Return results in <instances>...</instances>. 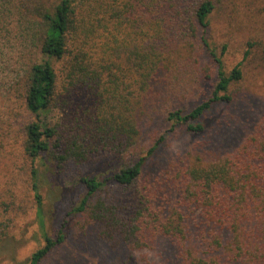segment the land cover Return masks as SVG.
Returning <instances> with one entry per match:
<instances>
[{
    "label": "trees",
    "instance_id": "trees-1",
    "mask_svg": "<svg viewBox=\"0 0 264 264\" xmlns=\"http://www.w3.org/2000/svg\"><path fill=\"white\" fill-rule=\"evenodd\" d=\"M138 1L142 0L17 1L20 13L36 23L34 45L39 55L16 86L20 107L39 116L56 104L62 89L76 87L86 91L92 104L70 124L50 126L37 119L14 131L12 162L21 167L2 193L8 200H1L5 214L0 220V242L8 237L15 218L28 211L31 198L16 187L23 172L43 239L28 264H39L66 240L62 230L55 236L45 230L42 165L84 185L69 214L85 215L96 240L110 250L148 248L153 240L167 238L180 250L175 262L264 264V113L253 132L228 150L243 127L241 118L254 110L241 84L249 50L230 70L224 68L226 44L217 54L208 38L210 16L220 0H156L151 20L149 14L137 13ZM181 47L186 48L187 58H174ZM206 56L214 67L198 65ZM259 59L264 61V46L257 58L260 63ZM190 65L214 79L210 94L187 110L175 106L176 96H162V90L173 69ZM220 105H224L221 111L209 116ZM158 115L192 134H203L200 148L225 151L206 164H189L185 153L166 169L167 181L178 193V206L198 212L194 243L198 248L188 258L180 244L186 240L185 230L172 220L165 202L153 206L160 190L143 183L150 181L144 175L147 158L162 137L135 162L107 176L85 173L107 154L126 153L139 137L140 124ZM18 158L22 160L17 162ZM80 228L86 235L85 226Z\"/></svg>",
    "mask_w": 264,
    "mask_h": 264
},
{
    "label": "rangeland",
    "instance_id": "rangeland-1",
    "mask_svg": "<svg viewBox=\"0 0 264 264\" xmlns=\"http://www.w3.org/2000/svg\"><path fill=\"white\" fill-rule=\"evenodd\" d=\"M17 1L0 0V220L5 214L1 200H8V197L2 193L8 188L12 174H17L19 166L18 163L12 162L14 146L10 138L14 131L20 129L22 124L37 119L44 125L50 126L60 127L70 124L75 116L79 117L80 113L92 104L86 91L76 87L68 91L62 89L57 96L56 104L40 112L39 116L23 111L22 98L19 91L16 92V86L30 62L39 55L34 45L36 23L20 13ZM150 1L147 4L148 7L144 4L146 0L140 1L141 3L138 1L137 13L145 14V16L155 14L156 0ZM151 17H147L148 20H151ZM149 26L147 25L146 28ZM208 38L211 45L216 47L217 54L221 53L222 46L226 44V50L222 54L226 70H230L242 59L245 50H249L248 59L244 62L246 68L241 84L247 88L248 98L254 102V110L241 118L240 124L243 127L238 129L239 134L235 137V145L228 147V150H231L253 132L260 116L264 113V61L259 59V63L257 60L264 46V0H220L218 7L210 16ZM250 43L253 44L251 48L248 46ZM182 57L187 58V53L186 48L181 47L178 57L174 54V58ZM198 65L214 67L208 56L204 57ZM57 66H60V63H57ZM213 79H207L205 73L192 65L177 71L173 69V74L168 78L164 89H161L164 93L162 96H176L174 100L176 105H172L188 110L210 94ZM222 107L224 105L212 108L209 116L219 113ZM153 116L148 117L151 119L142 125L140 124L139 137L126 153L120 156L107 154L98 163L88 166L85 173L107 176L124 165L135 162L139 156L145 154L146 149L155 140L162 137L158 148L147 158L148 164L144 175L147 174L150 181H143V183L160 190V197H157V202L155 201L153 206H161L165 202L166 210L172 220L178 221L185 230L186 240L180 244L184 253H189L185 254L188 258L196 254L198 248L194 244L197 240L195 226L198 223V212L190 213L182 209L180 205L178 206L176 199L178 193L167 181L169 174L166 169L185 153L188 155L189 164H206L218 159L219 154L225 151L202 149L200 142L203 140V134L195 135L186 131L183 125H172L164 115L152 118ZM19 160L22 159L18 158L17 162ZM35 164L39 166V161ZM39 168L45 230L52 236H55L59 230L67 234L66 240L39 264L182 263L181 259L176 262L174 260V255L178 257L180 254L177 242L172 243L167 238L153 240L148 248L110 250L96 240L91 233V225L85 223L87 222L85 215L69 214L71 207L81 199L84 185L78 181H71L63 173L56 172L53 167L47 170L40 165ZM159 179L163 182L159 183ZM17 180V190H25L28 200L31 199L28 203V211L16 217L14 222L12 221L13 224L8 229V237L0 242V264H28L31 253L43 244L42 229L36 215L33 195L31 196L29 187L24 182L26 172H23ZM180 215L183 217L180 218ZM81 225L85 226L86 235L82 234Z\"/></svg>",
    "mask_w": 264,
    "mask_h": 264
}]
</instances>
